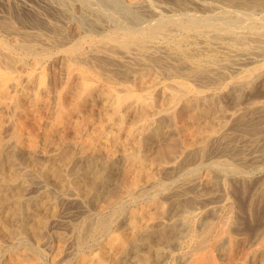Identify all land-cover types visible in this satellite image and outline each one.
Returning a JSON list of instances; mask_svg holds the SVG:
<instances>
[{"label":"bare ground","instance_id":"obj_1","mask_svg":"<svg viewBox=\"0 0 264 264\" xmlns=\"http://www.w3.org/2000/svg\"><path fill=\"white\" fill-rule=\"evenodd\" d=\"M44 3L0 17V135L29 150L0 181L57 193L0 192V255L76 204L53 264H264V0ZM28 245L0 264H39Z\"/></svg>","mask_w":264,"mask_h":264},{"label":"rangeland","instance_id":"obj_2","mask_svg":"<svg viewBox=\"0 0 264 264\" xmlns=\"http://www.w3.org/2000/svg\"><path fill=\"white\" fill-rule=\"evenodd\" d=\"M42 1V2H41ZM4 4H3V3ZM7 2V3H6ZM23 2V3H22ZM15 3V4H14ZM20 3V4H18ZM38 4V6H37ZM44 4V5H43ZM3 5V6H2ZM6 5V8H4ZM18 5V6H17ZM19 5H20V8L22 6L25 7V8H19ZM24 5V6H23ZM43 5V6H42ZM40 6V7H39ZM13 7H16L15 9ZM20 9V11H24L26 8H32V9H36V10H39V11H45V3H44V0H0V17H5L7 20H11V21H16L15 18H14V13H16V9ZM7 9V10H5ZM9 9V10H8ZM44 9V10H43ZM14 10V11H13ZM6 11V12H5ZM9 13V14H8ZM13 16V17H12ZM9 17V18H8ZM11 18V19H10ZM261 56L257 58V61L251 63L250 65L253 66L258 63L261 62ZM249 65V64H248ZM47 125V126H46ZM48 128V129H47ZM53 127L49 124V122L47 123V121L45 120L44 123L42 124L41 126V129H39L40 131V148H43V146H46L49 150L50 148L52 149V146L51 145H48V142L47 144H45L46 140L48 139V134L53 132ZM12 129L10 128L8 131L5 130V132H2L1 135H0V165L3 167L5 166V168L9 169L10 167L15 166L16 168H19L21 169L22 168V164H21V160L22 158L24 157L25 154H28L29 150L26 148V147H23L21 146L18 141L16 140V137L11 133ZM6 133V134H5ZM10 133V134H9ZM5 134V136H4ZM9 134V135H7ZM11 135V136H10ZM13 136V137H12ZM44 136V137H43ZM5 137V138H4ZM15 137V138H14ZM5 140V141H4ZM17 141L15 142V145L14 144V141ZM9 142V145H7ZM13 142V143H12ZM6 144V145H5ZM12 144V145H11ZM5 145V146H4ZM11 145V146H10ZM4 146V147H3ZM10 146V147H9ZM8 147V148H7ZM17 149H16V148ZM23 147V148H22ZM5 148V149H4ZM9 149V151L7 150ZM15 149V150H14ZM6 150V151H4ZM12 150V151H11ZM3 151V153H2ZM18 151V152H17ZM6 152V153H5ZM11 152V153H10ZM8 153V154H7ZM18 153V154H17ZM5 155V156H4ZM5 157V158H4ZM7 157V158H6ZM11 157V158H10ZM225 157V156H223ZM16 158V159H15ZM4 159V160H2ZM17 160V161H16ZM5 161V162H4ZM21 161V162H20ZM8 162V163H7ZM13 163V164H12ZM16 164V165H15ZM19 165V166H17ZM126 162L125 161H122L118 166H122V167H126ZM250 165V164H249ZM8 166V167H7ZM252 168V169H251ZM261 168V169H260ZM264 169V163H260L259 164V167L257 169H253V166H250L248 168V170L252 173L250 174H254V175H260V173H262V170ZM256 171V172H255ZM29 174H31L30 176L33 178L35 177V179L33 180V183L32 184H25L24 186V182L22 179L18 178L17 180H14V181H5L4 182H1L0 183V192L1 194L3 193L5 196L7 195L8 198V201L7 202H4L3 203V209L1 210V212H5L7 210V204H10L11 205L13 204L14 202V199L15 197H11L12 195L15 194V190L20 188V190L22 191V196L24 197V202L28 203V204H33L35 203V200H33V196H35L38 192H39V189L42 187V185H44L41 189L42 190H50L52 191L53 193H57V187H56V182H54V180L52 179L53 177H49L47 179H42L40 177H36L35 175V172L32 171V170H29L28 171ZM40 178V179H39ZM37 179V180H36ZM39 179V180H38ZM17 181V182H15ZM39 181H43L42 183L39 182ZM19 182V183H18ZM36 182V183H35ZM49 182V183H48ZM4 183V184H3ZM35 183V185H34ZM20 184V185H19ZM23 184V185H22ZM39 184V185H38ZM7 186L9 188H7ZM21 186H24L22 187L21 189ZM37 187V188H36ZM40 187V188H39ZM31 188V191L29 190ZM36 188V189H35ZM27 189V191H25ZM40 189V190H41ZM7 190V191H6ZM11 190V191H10ZM29 190V191H28ZM33 190V192H32ZM6 191V192H4ZM9 191V192H8ZM25 192V193H24ZM30 192V193H29ZM11 193V194H10ZM13 193V194H12ZM35 193V194H34ZM26 194V196H25ZM27 197H30L29 199H27ZM12 199V201H11ZM29 200V201H28ZM66 206V207H65ZM65 206H62L61 207V211H62V219H63V223L60 227H57L55 228L54 230L51 231L50 233V236L47 237V243L46 242H42L41 245L38 244V246H36V243L34 242V240L32 239H26V240H23L21 239L20 236H16L15 238L13 239H10L9 241H6L4 242V245H2L3 247H1V255H0V259H8L10 257V255H12L14 252H10L8 249H7V246L9 243L13 244L15 246V248H17L16 251H19V246H23V243L25 244H29L28 246L32 248L33 246V249H35L38 254H39V264H53V259H54V254H55V251H56V247L57 245L56 244H59L61 242V239H66L67 235L70 233V228L71 226H75V223L76 224H81V222L83 221L84 217L86 216V214H90V210L87 212H82V208H84L83 206L81 207L80 205H76V204H70V205H65ZM72 206V208H71ZM75 206V207H73ZM67 208V209H65ZM79 210V212H77ZM76 211V212H75ZM69 212V214H68ZM75 212L76 215H73V213ZM126 212V211H125ZM66 213V214H65ZM82 213V214H80ZM84 213V214H83ZM78 214V215H77ZM95 214V213H93ZM127 214H128V211H127ZM70 215V216H69ZM72 215V216H71ZM75 216V217H74ZM79 216V217H78ZM73 217V218H72ZM124 217V216H123ZM73 220H72V219ZM80 220V221H79ZM72 223V224H70ZM66 224V225H64ZM68 229H67V228ZM65 228V229H64ZM69 230V231H68ZM65 234V235H64ZM63 235V236H62ZM19 237V238H18ZM49 238V239H48ZM60 239V240H59ZM52 240V241H51ZM59 240V241H58ZM48 248H47V247ZM46 248V249H45ZM5 249V250H4ZM21 249H23V247H21ZM49 249V250H48ZM42 250V251H41ZM4 251V253H3ZM32 250H29L28 249V252L30 253ZM47 251V252H46ZM53 255V256H52ZM46 256V257H45ZM4 257V258H3ZM46 259V260H45ZM41 260V261H40Z\"/></svg>","mask_w":264,"mask_h":264}]
</instances>
